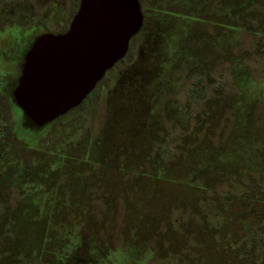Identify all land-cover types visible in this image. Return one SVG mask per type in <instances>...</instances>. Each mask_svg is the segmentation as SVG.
Listing matches in <instances>:
<instances>
[{
	"label": "rangeland",
	"instance_id": "1",
	"mask_svg": "<svg viewBox=\"0 0 264 264\" xmlns=\"http://www.w3.org/2000/svg\"><path fill=\"white\" fill-rule=\"evenodd\" d=\"M190 16L191 13L181 11L177 18L184 20L188 17L190 20ZM172 19L175 21L176 17ZM234 28L231 24L229 29H216L219 35L206 41L203 54H212L218 46L223 47L224 51H230L233 56L231 59H234V55L238 57L240 65L252 73L256 82L241 70L238 87L232 77L235 62L228 65L220 60L205 70L195 67L197 81L183 80L181 84L187 83L188 87L179 96L184 99L186 91L191 89L199 99V109L205 108L210 102L214 108L208 114V124L198 129L194 150L183 155L179 172H152V175H157V181H151L152 184L157 182L154 188L145 187L131 194L117 189L114 183L117 173L112 161H122L125 157L123 147L138 148L132 160L146 156L148 144L141 135V128L146 122L143 113L138 112L130 117L131 113L126 112L116 120L119 128L116 134L109 135L108 141L100 142L99 146L102 148L105 144L111 150L115 148L113 146L119 147L112 152L109 149L96 170L80 177L81 172L73 171L70 167L69 174L57 177V184L50 182L49 165L54 161L57 167L60 166L62 158L67 155L63 147L56 145L47 150L44 145L47 141L36 147L40 136H35L32 129L21 131L23 146L33 150L34 154L37 152L39 165H33V177L0 178V264H264V236H260L264 235V52L260 53L264 47V29L263 32L257 31L263 33L261 37L256 36L254 29H243L239 33L238 45L233 50ZM16 29H20L25 36L23 47L26 49L46 31L35 22L24 23ZM179 30L185 34V29ZM178 33L181 32L175 29L169 34L173 39L168 40L166 46L171 51L176 46L178 52L181 47ZM173 57L183 61L191 59L187 53ZM181 73L186 74V71L177 72ZM207 81L213 84L210 90ZM193 84L195 87L192 88ZM204 90L208 93L202 95ZM199 118L205 121L206 117L199 114ZM155 132L156 138L161 139L158 136L160 130ZM167 133L171 134L172 131L168 130ZM171 148L174 150L175 146ZM149 149L154 154L158 146L150 145ZM189 155L192 158H188ZM76 159L78 163L80 159L83 161L82 157ZM88 162L87 158L85 163ZM126 162L132 164L130 160ZM174 163L166 158V166L172 167ZM245 169L260 171L258 178L262 184L252 191L253 199L256 200L257 196L260 202L256 205V211L262 214L263 220H256L255 210L252 209L245 216L249 219L240 222L244 214L239 215L240 211L233 207L230 215H233L234 221L220 225V220H216L213 230L204 222L208 232L203 234L202 221L196 212L200 209L213 213L215 203L225 196L222 181L217 185V191H221L217 194L220 197L214 194L216 190L212 187L216 186L215 177L222 178L233 170L245 172ZM209 178L211 183L208 182ZM254 179L237 178L239 182L250 180L252 183ZM101 181L109 188L101 186ZM238 184L230 185L234 187ZM207 185L211 187L210 191ZM101 188L112 206L118 204L115 202L117 197L126 196L121 201L125 202L127 208L109 209L100 204L98 195L97 202L92 205L91 196ZM233 190H237V195L232 193L235 198L245 196L244 188L236 187ZM241 194L243 197H240ZM159 235L166 246L161 249L164 257L161 258L157 252L144 263L140 262L146 239L151 236L154 240L151 245H154ZM215 235L219 236V241ZM259 241L262 244L260 261L255 256ZM155 247H158L156 243Z\"/></svg>",
	"mask_w": 264,
	"mask_h": 264
},
{
	"label": "flooded vegetation",
	"instance_id": "2",
	"mask_svg": "<svg viewBox=\"0 0 264 264\" xmlns=\"http://www.w3.org/2000/svg\"><path fill=\"white\" fill-rule=\"evenodd\" d=\"M80 1L0 0V178L4 176L28 178L34 171L33 165H39L37 152L34 154L33 150L23 146L21 140L23 129H32L35 136H40L36 147H39V144L42 145L43 141H47L44 144L47 150L61 145L63 152L67 154L62 158L59 167L54 161L49 165L51 175L48 177H52L51 183L57 184L59 182L57 177L67 175L71 170H79L80 177L91 174L102 163V157L108 154L107 151L110 148L105 144L100 148L99 144L102 141H108L109 135L116 134V130L119 129L116 126V120L123 113H131V117L139 112L144 114L146 120L141 128V135L148 144L146 156L140 160H132L138 148L123 147L125 157L122 161L121 159L112 161L117 173L114 183L117 189L121 188L122 192L131 194L134 191L144 190L145 187L154 188L157 182L154 181L152 184L151 181L152 179L157 181V175H152V172L158 174L169 171L179 172V163L182 162L183 155L194 150L196 142L194 139L197 137L196 134L198 135V129L208 124V114L214 108L213 103L210 102L211 104L207 103L205 108L199 109V99L191 89L186 91L184 99L179 96L182 90L188 87L187 83L181 84L183 80L197 81V74L194 73L195 67L205 70L220 60L229 63L228 65L235 62L232 77L238 87L241 70L245 76H249L253 82H256L252 73L240 65L238 57L234 55V59H231L233 56L230 55V51H224L223 47L218 46L219 48L212 54L207 52L203 54V52L206 51V41L219 35L216 29H229L231 24L236 29L232 36L235 42L233 50L238 45L239 33L243 29H254L257 37L263 36V33L257 31L263 32L264 29V0H139L143 24L140 31L131 39L125 57L106 72L102 80L78 107L43 127H37L24 115L14 98V92L23 72L25 56L37 37L28 45L29 49H26L23 47L25 36L20 29L16 28L22 27L24 23L35 22L38 27L46 29L38 37L44 34H65L78 12ZM181 11L191 13V19L177 18ZM172 17H176V20L173 21ZM175 29L181 32L178 33V43L181 40L178 52L175 49L176 46L172 51L166 46L168 40L173 39V36L169 34ZM179 29H185V34H182L183 31ZM194 43L200 46L196 47ZM263 52L264 47L260 49V53ZM180 53H187L191 59L183 61L181 58L173 57ZM182 71H186V74H177ZM207 86L208 89L213 88V84L208 81ZM193 87H195L194 84ZM238 91L240 92V88ZM204 92L208 93L204 90L202 95ZM209 101L210 99L207 102ZM137 102L139 105L136 106ZM199 114L205 115V121L199 118ZM127 129H129L128 125ZM156 130H160L158 136L160 135L161 139L156 138ZM168 130L172 133H167ZM186 135L190 137H185ZM150 145L158 146L154 154L150 153ZM173 145L174 150L171 148ZM113 147L115 148L110 149V152L119 146ZM78 157H82L83 161L80 159L78 163L76 159ZM187 157L192 158L190 155ZM87 158L89 162L85 163ZM166 158L175 162L172 167L166 166ZM124 160H130L132 164ZM227 174L222 178L221 176L220 178L215 177L217 178L214 183L216 186L212 187L216 190L214 194L221 193L217 191V185L222 181L225 196L217 195L220 201L215 203L216 208L213 213L209 214L200 209L196 212L202 221L203 234L208 232L204 222L213 230L216 226L214 221L220 220L219 223L222 225L233 220V215H230L233 207L240 211L239 215L244 214L240 222L242 220L246 222L249 219L245 216L252 209L255 210V219L263 220L262 214L256 211V205L260 202L257 201V196L256 200L253 199L254 192L252 191L257 190L262 184L258 178L260 171L233 170ZM101 176L104 175L101 174ZM244 177L255 178V181L252 183L250 180L247 182L237 180V178ZM210 180L211 178H209V183H211ZM236 183L239 184L231 187L230 184ZM100 184L108 187L104 182ZM206 187L210 191L211 187L209 185ZM236 187L245 189L243 190L245 196L240 195L244 201H242L243 198H235L236 196L232 195V193L237 195V190H233ZM101 189L91 196L92 205H95L98 197L100 204L109 209L127 208L125 202L121 201L126 196L117 197L115 202L118 204L112 206L107 201V195H103V188ZM201 198H203L202 194ZM211 219L213 220L209 222ZM165 224L167 227L166 222ZM160 236L158 241L155 239L154 245H151L154 241L151 236L146 239V247L141 253L140 262L144 263V260H149L157 252L160 253L161 258L164 257L161 255V249L166 246L162 244ZM188 236H193V234H188ZM260 236L264 235L260 234ZM214 237L219 241L218 235ZM155 243L156 246L158 245L157 248L160 247L159 250L155 247ZM183 251L186 250L183 249ZM261 254L262 244L259 241L255 251V256L259 261L262 258Z\"/></svg>",
	"mask_w": 264,
	"mask_h": 264
},
{
	"label": "water",
	"instance_id": "3",
	"mask_svg": "<svg viewBox=\"0 0 264 264\" xmlns=\"http://www.w3.org/2000/svg\"><path fill=\"white\" fill-rule=\"evenodd\" d=\"M142 24L139 0H81L65 34L40 36L26 54L17 106L37 127L78 107L125 57Z\"/></svg>",
	"mask_w": 264,
	"mask_h": 264
}]
</instances>
